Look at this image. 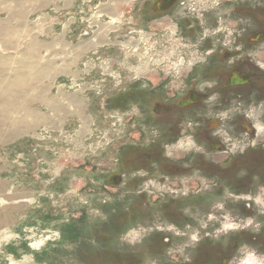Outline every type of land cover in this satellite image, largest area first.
Wrapping results in <instances>:
<instances>
[{"label":"rangeland","instance_id":"374dc122","mask_svg":"<svg viewBox=\"0 0 264 264\" xmlns=\"http://www.w3.org/2000/svg\"><path fill=\"white\" fill-rule=\"evenodd\" d=\"M128 3L89 76L10 49L66 0H0V264H264V0Z\"/></svg>","mask_w":264,"mask_h":264},{"label":"crops","instance_id":"0c3cea01","mask_svg":"<svg viewBox=\"0 0 264 264\" xmlns=\"http://www.w3.org/2000/svg\"><path fill=\"white\" fill-rule=\"evenodd\" d=\"M129 1L101 0L95 5L97 9L93 13V0H66L68 18L63 20L59 18L54 22L56 26L48 39L35 38L34 41L30 42V47H28V43L23 44L21 42L28 41L27 39H20V42L15 43V47L11 46L10 49H14L16 53L21 55L40 53L63 55L70 66L80 64L81 59L84 57L88 65L86 71H88L90 76L92 73L91 67L96 66L98 68V65H100V63H94L93 59L99 57L106 60H115L121 54V49L118 46L119 36L122 33L119 10ZM78 13L83 14L78 15ZM102 16L110 20L103 22L100 19ZM105 23L108 24L105 25ZM81 64L83 65V63ZM62 75L70 76L69 72ZM84 77H86V72ZM70 79L72 78L70 77ZM85 84L83 85L85 86ZM37 101L47 103L49 99L41 98L37 99ZM46 116L45 114H40L41 118L39 119H45ZM20 127L21 129L24 128L22 125Z\"/></svg>","mask_w":264,"mask_h":264},{"label":"flooded vegetation","instance_id":"af4514ba","mask_svg":"<svg viewBox=\"0 0 264 264\" xmlns=\"http://www.w3.org/2000/svg\"><path fill=\"white\" fill-rule=\"evenodd\" d=\"M260 130H264V129H261L260 128ZM261 146L260 145L259 146H253V148H255L256 151L259 150V149H261L262 152L258 156L263 155L262 157H259V158H260V160H261V162H262V164L264 166V163H263V160H264V146H262V147ZM251 147H252V145H249L243 152L240 153V156L239 157L243 156L241 158H244L245 159V156H246L247 159L248 158L250 159V155H251V151H252V148ZM250 160H249L248 164H250ZM238 162H239L238 158L237 159L235 158V161H233L229 167H233L236 164L238 165Z\"/></svg>","mask_w":264,"mask_h":264},{"label":"trees","instance_id":"16d2710c","mask_svg":"<svg viewBox=\"0 0 264 264\" xmlns=\"http://www.w3.org/2000/svg\"><path fill=\"white\" fill-rule=\"evenodd\" d=\"M125 93V92H124ZM129 95V96H128ZM125 96H128V97H130V98H132V96H131V94H130V90H129V92L126 94V95H124L123 97H125ZM120 98V97H119ZM121 100H123V98L121 97L120 98Z\"/></svg>","mask_w":264,"mask_h":264},{"label":"bare ground","instance_id":"6f19581e","mask_svg":"<svg viewBox=\"0 0 264 264\" xmlns=\"http://www.w3.org/2000/svg\"><path fill=\"white\" fill-rule=\"evenodd\" d=\"M259 135H260V137L264 136V132H262V131L259 130ZM250 258H251V257H250ZM251 259H252V258H251Z\"/></svg>","mask_w":264,"mask_h":264},{"label":"snow or ice","instance_id":"6c2138e0","mask_svg":"<svg viewBox=\"0 0 264 264\" xmlns=\"http://www.w3.org/2000/svg\"><path fill=\"white\" fill-rule=\"evenodd\" d=\"M249 223H251V221H249ZM227 227H232V225H227Z\"/></svg>","mask_w":264,"mask_h":264}]
</instances>
